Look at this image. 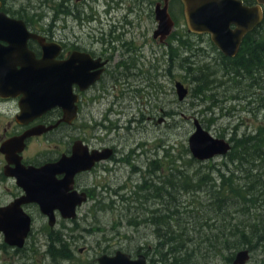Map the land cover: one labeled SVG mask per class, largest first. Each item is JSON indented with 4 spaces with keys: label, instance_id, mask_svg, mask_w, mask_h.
<instances>
[{
    "label": "rangeland",
    "instance_id": "obj_1",
    "mask_svg": "<svg viewBox=\"0 0 264 264\" xmlns=\"http://www.w3.org/2000/svg\"><path fill=\"white\" fill-rule=\"evenodd\" d=\"M156 1L160 0L150 1L151 13L154 9L152 3ZM54 4H57V1ZM50 5H52L50 0H15L16 10L29 7L26 15L31 22H34L35 15H44L43 26L47 24L51 15ZM169 12L174 22L172 38L169 41L171 45L153 39L152 33L157 27V22L152 14L142 18L140 24L137 23V30L133 29L132 32H125L123 35L114 34L111 39V47L114 48L112 61L99 86L106 88L109 97L101 105L93 97H88L89 101L83 110L87 119L92 118V121L96 120L97 123L101 122L107 110L112 111L110 117L111 120L113 118L118 122L117 130L112 131L108 137L103 131L88 130V133L105 139V145L114 147L117 159H121L123 163L119 162L116 165L113 174H92L80 179L79 183H84L91 189L89 198L76 209V217L72 222L57 219L52 234H48V228L43 225L44 219H40L35 207H31L29 213L33 216L34 222L30 236L21 250L7 247L0 235V264H49L51 259L47 254V246L50 242L53 244L52 250L56 249L57 243H52L54 239L53 241L50 239L55 236H59L70 252L68 261L60 264H96V258L99 256L113 255L116 251L125 252L133 259L143 253L147 256L148 264H155L152 260L156 262L157 257L153 255L151 260L152 252L149 253L157 245L155 234L152 228L140 225V222L152 216L151 212H155L158 208L163 207L162 215H165L166 209L175 210V206L170 201L173 198L177 203L175 205L179 209L180 217L178 220L172 219L171 222L174 226L182 223L190 227H187L185 232L188 236V247L190 250L196 248L195 231L206 219V198L203 194L206 191L198 193L197 196L194 195L193 189L190 193L180 191L174 197L169 196V200L165 190L170 191V187L164 185L160 194L158 185L161 183H157L163 178L167 180L171 165L185 174L184 178L177 179L178 183L175 181L176 189L178 186L190 185L188 175L193 178L196 174L210 175L216 180L217 172L213 167L221 165L225 157L199 164L188 162V158H191L188 152V138L194 131L193 118L198 119L203 128L215 138L227 140L235 133L238 139L245 132L255 131L259 120L263 119L264 110L262 111V107L257 112L252 110L257 103L260 104V101L255 102L251 98L254 104L249 110L251 109L253 114L248 112L246 114L240 109L235 112L229 111L235 105L227 100L224 105L223 100L219 102L218 105L222 106V110L215 105L210 113L208 108L212 103L207 102L203 97H200V100L193 97L192 89L195 84L192 82V77L215 71L214 67L220 64L219 52L212 45L209 37L197 36L188 30L178 0H171ZM66 21L71 26L75 24L71 19ZM60 22L63 20L61 19ZM32 25L34 24L30 26ZM38 25L36 24L37 27ZM92 26H95L94 23L91 24ZM128 28L125 30L128 31ZM84 33L79 29H73V32L67 35L74 34L80 38L79 44L87 51L103 53V50L109 47L100 44L91 45L93 40L84 36ZM174 55L176 59L171 61ZM109 75L114 77V80ZM218 77H221L220 74ZM176 81L181 82L189 91L183 101L178 100L174 88ZM223 85H220V89L205 95H214L215 98L221 92L223 96ZM113 87L114 91H112ZM230 92L233 94L235 90ZM112 99L115 102L114 106ZM241 104L247 106L245 102ZM13 112V106H0V135L2 124L10 120ZM79 120L78 124L92 126L89 122H83L81 117ZM47 148L48 143L44 140L33 141L21 156H24L25 160L35 154L44 156ZM128 155H130L128 159L130 165L123 159ZM153 161L160 162L161 174H149V164ZM3 165L0 154V206L7 204L11 197L17 195L14 180L1 174ZM221 169L222 172L225 171ZM242 176L243 174H239L243 185ZM144 181H146L145 188L139 189ZM194 182L192 186L195 185ZM159 194L161 199L158 197ZM161 201H165L164 206ZM212 218L220 221L217 225L218 230L211 227L214 224L212 221L207 223L208 227H204L203 233L211 234L215 231H224L226 228L229 233L230 229L227 227L225 217L213 215ZM192 226L196 229L194 230ZM143 244L145 248L141 247ZM216 248L211 246L207 250L213 251ZM255 250L250 251V260L247 264H264V253L260 248ZM211 251L206 258H195L187 264H231L230 257H234L239 250L231 249L217 255L210 254Z\"/></svg>",
    "mask_w": 264,
    "mask_h": 264
},
{
    "label": "water",
    "instance_id": "obj_2",
    "mask_svg": "<svg viewBox=\"0 0 264 264\" xmlns=\"http://www.w3.org/2000/svg\"><path fill=\"white\" fill-rule=\"evenodd\" d=\"M168 2L169 0H162L163 4L158 3L155 7L157 27L153 32V39L159 38L161 42L174 29V22L168 13ZM181 2L188 30L195 34H209L214 46L228 58L237 55L244 36L258 27L263 20L259 6L245 7L236 0H181ZM257 2L258 5L264 6V0ZM0 27L3 28L0 39L6 43V46H0V97H14L21 93L23 96L22 105L19 106L21 115L27 114L30 119L51 107H61L64 112L62 121L70 123L75 117V108L70 106L69 100L68 105L64 103L65 101L62 102L60 95L65 89L62 78L59 79L56 88L52 87L55 83L53 84L50 77L48 66L51 63L50 45L28 34L21 21L0 15ZM29 37L36 40L41 47L42 55L38 60H35L26 49V41ZM4 58L9 61L3 60ZM86 64L87 61L84 62V68ZM72 69L69 72L68 84L78 79L84 83L82 89L94 84L99 78V73L94 77L85 73L84 78H80L82 76L79 74L80 67L79 70L75 68L78 72H72ZM174 87L178 100L183 101L188 95V89L178 81L175 82ZM193 126L194 131L188 139V150L193 159L206 162L215 157L225 156L230 151L231 145L224 139L214 138L202 127L198 119H193ZM39 133L36 129H32L21 137L0 145V154L4 156L6 163L3 176L14 178L15 184L24 193L22 197L0 207V235L2 242L10 249H21L29 232V218L22 212L20 205L28 202L36 204L39 212L47 218L50 228L55 222L54 211L59 213L61 219H73L75 208L85 201V197L83 194H66L67 187L64 180L75 172L88 170L100 159L99 156H88L86 153L75 151L66 161L62 162L61 159L53 167L56 172H50L51 166L40 169L23 167L19 164L16 154L23 150L25 138ZM10 165L13 166L12 169L8 168ZM61 171L69 174L63 180L55 181V174ZM249 259L248 250H241L235 254L231 264H247ZM96 262L97 264H146V259L142 254L132 259L129 254L117 251L111 256L105 254L99 256Z\"/></svg>",
    "mask_w": 264,
    "mask_h": 264
},
{
    "label": "flooded vegetation",
    "instance_id": "obj_3",
    "mask_svg": "<svg viewBox=\"0 0 264 264\" xmlns=\"http://www.w3.org/2000/svg\"><path fill=\"white\" fill-rule=\"evenodd\" d=\"M55 1H57V4H54ZM150 1L151 0H50L52 4L49 7L51 15L49 16L47 24L43 26L42 21L45 17L44 15H35V17H33L34 22H31L27 18L28 15H26L27 9L29 7L27 9L19 8L16 10L15 0H0V15H3L8 19L21 21L24 24L25 30L28 32V34L36 36L38 39L42 40L44 44L50 45L51 49L49 61L51 63L48 66L50 67V77L53 81V84L55 83L52 87L56 88L59 83V79L62 78L63 83H65V89L64 91H62L63 94L61 93L60 95L62 102L65 101L64 103L68 105L70 101V106L72 108H75V117L70 121V123L62 121L64 119V112L63 109L58 106L51 107L50 109H47L46 111L40 113L39 116H35L30 119L27 114L21 115V111L19 108V106L22 105L21 99L23 96L21 93L15 95L14 97H0V106L8 105L10 107H14V112L10 117V120L2 124L3 128L2 134L0 135V145L11 139L19 138L32 129H36V131L40 133L38 135L25 138L23 140L24 148L20 153L16 154V156L19 158V164L23 167L40 169L45 166H51L50 172H56L54 171L53 167L61 159L62 162L66 161L72 156V152L75 151L86 153L88 156H99L100 159L98 161H95L91 168H89L88 170L75 172L73 173V175L64 180L66 181L67 187V190H65L66 194H83L86 201L89 198L91 189H89L86 184L81 182L79 183L80 179L86 176H91L92 174H113V170L116 168V165L119 162L123 163L121 159H117L116 149L112 146L105 145V139L97 135L91 136V134L88 133V130H95L100 132L103 131L106 137H108V135H110L112 131L117 130L118 122L113 118L111 120L110 117L112 111L107 110L101 122L97 123L96 120L92 121V118L87 119V116L83 110L85 109V106L89 101L88 97H93V99L100 103V105L109 97L106 88H99V86L103 82L112 61L114 48L111 47V39L115 36L114 34L116 33H118L119 35L121 33V35H123L125 32H132L133 29L137 30V23L140 24V20H142V18L149 17L150 14H152V16H154L155 18L156 5L158 3H161L162 5L163 3L162 0L153 2L154 4L152 3V5L154 6V9L151 13ZM178 1L181 6L182 15L184 16L182 2L181 0ZM236 1H240L245 7L251 8L259 6L261 9L262 17L264 18V6L258 5L257 0ZM170 3L171 0H169L168 2L169 15ZM61 19L63 20V22H60ZM67 19L75 21V24L71 26V24L66 21ZM92 23H94L95 26L91 27ZM31 24L34 25H32L31 27ZM36 24H39L38 27L36 26ZM125 28H128V31H126ZM231 28L234 29L233 26H231ZM73 29H79V31L85 32L84 36H87L93 40V43H91V45L100 44L109 47L105 48L103 50V53L87 51L79 44L80 38L76 37L74 34L73 36L67 35L69 34V32L72 33ZM1 30H3V28L0 27V32ZM258 30L259 29L256 28L254 32H252L257 33ZM248 34L244 36L240 48H242L244 40L246 39ZM96 35H98V37H96ZM196 35H204L206 37H209V40L211 41L209 34ZM171 38L172 35L170 34L162 42L159 40V38L154 40H158L160 43H164L166 45H171V43L169 42ZM0 46H6V43H4L1 39ZM26 49L32 54L35 60L41 58V47L32 37H29V39H27ZM175 59L176 55H174L171 61H174ZM3 60L9 61L7 58H4ZM86 61L88 62V64H86V67L84 68V62L86 63ZM78 66L80 67L79 74L82 75L80 76V78H84L85 73L88 76L91 75L92 77H94L95 74L99 73L98 80L85 89H82L81 87L82 85H84V83H81L78 79L76 82H71L70 84H68L70 69L73 68L72 72H78ZM75 68H77L78 70H75ZM109 77L114 80V77H112L111 75H109ZM232 90L233 89L231 87H228V91H226L227 94L232 95V93L230 92ZM112 91H114V87ZM236 95L238 97H236L235 99H231L230 101L232 102L233 106L235 105V107L232 106L233 112L239 111V109L240 111H245V109L249 110V108L252 107V104H254V102L252 103V97L250 94L249 99L247 98L246 101V105L248 107L242 106L241 96L239 94ZM255 96L257 97V94ZM114 97L116 98V95ZM112 104L113 106L115 105L113 99ZM113 106L112 108L115 111V108ZM258 107L259 103H257V106L253 107L252 110L255 111L258 109ZM80 117L83 122H89L92 124V126L88 127L84 124H78V122L80 121ZM42 140L48 143V148L46 149V153L44 154V156L35 154L29 156L27 160L24 159V156H21L31 142ZM228 141L229 143H231L229 137ZM76 143H78L79 145ZM129 156L130 155L126 156V158H123L125 159L126 164H129ZM2 159L4 165L1 168V174L3 175V168L5 166L3 155ZM8 168L12 169L13 166L10 165L8 166ZM68 174V172L61 171L55 174L54 179L55 181L63 180L64 177ZM15 186L17 188V195L11 197L10 201H8L7 204L14 199L23 196V191L21 190V188H19L17 185ZM31 207H35V209L39 213V218L44 219L43 225L45 224L49 232L51 231V229H49L48 227L46 217L39 212L38 206L30 202L23 203L20 205V209L29 218L30 222V229L24 240V244L27 238H29L30 236V232L34 222L33 216L29 213V209ZM54 216L55 227L57 219L61 218L59 217V213L57 212L54 213ZM74 219L75 218L61 220L72 222Z\"/></svg>",
    "mask_w": 264,
    "mask_h": 264
},
{
    "label": "trees",
    "instance_id": "obj_4",
    "mask_svg": "<svg viewBox=\"0 0 264 264\" xmlns=\"http://www.w3.org/2000/svg\"><path fill=\"white\" fill-rule=\"evenodd\" d=\"M258 29L257 33H253V31L246 37L236 57L230 59L219 54L220 64L214 67L216 68L215 71L204 72L202 76L192 77V82L195 84L192 89L193 97L199 100L200 97H203L207 102L212 103V106L219 107V102L222 100L224 102L228 98L226 91H228V87H231L235 90V94H229L231 99H235L238 97L236 94H239L241 99L246 102L251 93L253 101H260L258 110L261 107L262 111L264 110V105H262V101H264V19ZM207 71H209V68H207ZM219 74L221 77H218ZM220 85H223V96L221 92L215 98L214 95H205V93L220 89ZM250 90L252 91L250 92ZM256 94L258 98L255 96ZM212 106L208 108L210 113H212ZM219 108L222 110V106ZM248 114H253V111L250 110ZM262 120H264V115L263 119L259 120V124L253 133L251 131L245 132L238 139L236 138L238 137L237 134L232 135L230 138L231 151L222 161V167L221 165L213 167L217 172L216 180L210 175L196 174L194 178L188 175L190 185L178 186L176 189L175 181L184 178L185 174L180 173L176 167L171 165L167 180L165 181V178H163L157 183H161L158 185L160 194L164 185L170 187L168 188L171 192L165 190L167 197H174L180 191L190 193L192 189L194 195L197 196L198 193L205 190L206 192L203 194L206 198V219L195 231L197 235L196 248L190 250L188 236L185 235L189 226L182 223L173 225L172 219L178 220L180 212L175 205L177 204L175 198L170 200L169 197L171 204L176 208L175 210L169 211L166 209L165 215H162L163 207L162 209L158 208L155 212H151L152 216L140 222V225L148 224L147 227L153 229L157 240V245L153 251L147 249L149 253L152 252L151 260L153 255L157 257V261L152 260V262L154 261L155 264H187L195 258H206L209 251H211L207 248L211 246L217 247L210 252L212 255L228 252L231 249H248L252 251L256 248H260L264 253V121ZM233 131L235 132L236 129ZM185 153L188 152L185 151ZM179 160H181V157ZM188 160L189 163L199 164L192 158H188ZM151 167H153L152 171ZM221 168L225 171L222 172ZM148 172L149 174H161L160 162H150ZM239 174H243L241 177L243 185L240 182ZM193 182L195 184L193 185L194 188L192 186ZM145 183L146 181L139 186V189H143ZM160 194L158 197L161 199ZM164 202L161 201L162 206H164ZM213 215L225 217L227 227L230 229L229 233L226 231L227 228L224 231H215L211 234L203 233L205 231L204 227H208L207 223L212 221H214V224L211 227L218 230L217 225L220 221L217 218H212ZM192 228L196 229L195 226H192ZM162 231L165 232L162 233ZM48 234H52V232ZM50 239L52 241L54 239L52 243L56 242L57 245L54 251L51 248L53 244L47 246V254L51 259L49 264H60V262L68 261L70 252L66 248V244L62 243L59 236ZM141 247L145 248L144 244ZM166 249L167 251H165ZM232 259L233 256L230 257L229 261Z\"/></svg>",
    "mask_w": 264,
    "mask_h": 264
},
{
    "label": "bare ground",
    "instance_id": "obj_5",
    "mask_svg": "<svg viewBox=\"0 0 264 264\" xmlns=\"http://www.w3.org/2000/svg\"><path fill=\"white\" fill-rule=\"evenodd\" d=\"M72 42V41H71ZM230 88V87H229ZM245 88V87H244ZM250 89V88H249ZM241 90V89H240ZM241 92V91H240ZM251 98V97H250ZM240 101V100H239ZM242 103V102H241ZM253 103V102H252ZM231 106V105H230ZM143 188H145V187H143ZM211 197V196H210ZM239 214V213H238ZM148 225V224H147ZM144 226V225H143ZM251 232V231H250ZM228 236V235H227ZM160 238V237H159ZM49 244H50V242H49ZM163 251V250H162ZM256 251V250H255ZM158 252V251H157ZM253 252V251H252ZM160 254V253H159ZM160 256V255H159ZM165 256V255H164ZM188 257V256H187ZM218 257V256H217Z\"/></svg>",
    "mask_w": 264,
    "mask_h": 264
}]
</instances>
